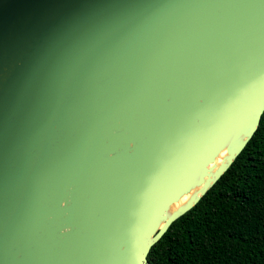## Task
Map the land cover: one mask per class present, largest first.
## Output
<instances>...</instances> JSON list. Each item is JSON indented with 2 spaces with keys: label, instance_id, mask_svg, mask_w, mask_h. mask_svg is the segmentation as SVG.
I'll list each match as a JSON object with an SVG mask.
<instances>
[{
  "label": "water",
  "instance_id": "obj_1",
  "mask_svg": "<svg viewBox=\"0 0 264 264\" xmlns=\"http://www.w3.org/2000/svg\"><path fill=\"white\" fill-rule=\"evenodd\" d=\"M263 114L264 0H0V264H150Z\"/></svg>",
  "mask_w": 264,
  "mask_h": 264
},
{
  "label": "trees",
  "instance_id": "obj_2",
  "mask_svg": "<svg viewBox=\"0 0 264 264\" xmlns=\"http://www.w3.org/2000/svg\"><path fill=\"white\" fill-rule=\"evenodd\" d=\"M150 264H264V114L231 168L148 255Z\"/></svg>",
  "mask_w": 264,
  "mask_h": 264
},
{
  "label": "bare ground",
  "instance_id": "obj_3",
  "mask_svg": "<svg viewBox=\"0 0 264 264\" xmlns=\"http://www.w3.org/2000/svg\"><path fill=\"white\" fill-rule=\"evenodd\" d=\"M224 156H226V152H223V153L221 154V156L218 158V160H217V165H220V164L222 163V159L224 158ZM190 196H191V195H187V196H185V197L181 200L180 203H178V204H176V205L173 206L172 210H176L178 207H180V206H182L183 204H185V203L189 200Z\"/></svg>",
  "mask_w": 264,
  "mask_h": 264
}]
</instances>
